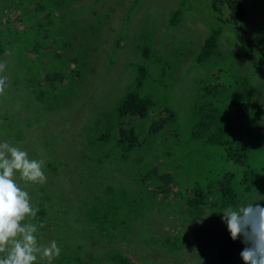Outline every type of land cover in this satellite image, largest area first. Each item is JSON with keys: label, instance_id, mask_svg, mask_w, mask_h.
I'll return each mask as SVG.
<instances>
[{"label": "rangeland", "instance_id": "374dc122", "mask_svg": "<svg viewBox=\"0 0 264 264\" xmlns=\"http://www.w3.org/2000/svg\"><path fill=\"white\" fill-rule=\"evenodd\" d=\"M7 1L9 8H20L15 5L18 0ZM24 1L29 4L28 8H36L31 0ZM60 1L61 12L67 14L63 19L62 34L69 46L63 52L51 48L44 41L39 42L34 53L25 54L34 61L30 65L32 69L23 71L24 79H21L37 83L48 73H63V68L59 65L61 59L58 57L62 56L66 58L63 61H66L73 55L76 61L69 62L67 66L72 69V74L65 78L67 90L62 93L58 91L59 87L56 89V98L62 107L57 108L52 115L48 112L44 115L38 113L34 118L25 117L29 112L26 107L20 121L3 125L0 120V142L7 141L26 151L30 159H39L30 157L32 155H39L41 159L48 156L57 163L56 171L45 173L47 181L42 185L45 191L48 192L55 186L56 178L58 182L59 175L55 178V172L59 173L64 169L72 173V190L54 198L57 202L65 201L62 207L66 216L61 215L58 209H53V206L50 208V215L46 216L45 228L49 229L47 231L50 234L55 233L54 229L67 230L66 236L68 233L74 234L73 239L68 242L71 246L79 240H85L76 235L86 234L90 230L87 222L83 226L84 221L81 220L82 217L85 218L82 213L86 208L81 197L83 193L88 195L91 191H99L102 196L108 192L109 195H105L111 196L118 205L129 194L130 214L139 205V196H144L141 204L148 202V205L143 209L141 217L148 216V222L160 217L168 219L169 205L157 200V191H150L152 185H157L161 191L162 184L156 180L165 172L176 175L177 179L172 182L188 183L183 169H175V166H189L197 176L195 183H189L206 191L208 183L204 178V171L235 169L239 171L238 174L241 173L236 162L232 169L230 162L226 160L229 158L220 156L222 151H238L243 145H248L249 151H253L264 145V66L256 72L253 68L258 56L256 47L247 48L244 42L239 43L236 38L239 34L241 38L247 37L256 43L260 46L258 48H263L264 0H242L245 16L238 27L226 22L227 9L220 0ZM2 4L3 0H0L1 7ZM177 10L179 14L176 13ZM2 13L5 11L0 9V23L3 22ZM70 21L71 25L65 28V23ZM215 28L220 30L215 52L203 64L198 63L196 56L200 46ZM7 50L12 54L3 64L10 65L13 61L15 65H21L17 68L26 65L25 61L19 63L22 58L20 52L14 48ZM61 52L63 53L60 55ZM223 56L226 60L222 63ZM138 64L144 66L147 75L141 86L135 88L139 97L152 107L143 119V126L136 127L133 122H123L122 132L118 136V125L113 124L117 119V100L132 86ZM220 70L231 75L220 78ZM4 72H8L7 68ZM4 72L0 71V77H4ZM41 83L44 85L45 82ZM14 86L19 88L20 81H16ZM15 87L21 93L10 92L8 97L0 95V118L4 113L12 117L10 110L13 107L35 100L32 93ZM232 92H240L233 98H242L251 103L236 107L234 100L228 97ZM205 100L213 104L208 110L209 122L202 120V113L205 111L195 107L204 104ZM163 112L167 117L164 126L154 134L147 133L149 123L162 117ZM128 127H132L134 132L129 134ZM15 133L18 134L19 145L14 138ZM224 135L221 142L220 137ZM208 137L215 138L211 141ZM133 143L137 144L132 145ZM68 151L76 156L67 155L65 152ZM86 154L89 157L85 161L90 168H96L97 174L78 181V161ZM261 156L253 157L259 165L262 164ZM96 159L100 165L93 164ZM248 164L256 170L259 168L250 163V159ZM136 176L138 180L145 176L152 177L139 185L135 181ZM255 179L252 184L247 180V185H251L244 193V202L264 199V176ZM237 188L240 192L245 189L241 184H237ZM215 189L210 191L214 193ZM175 195L179 197L178 193ZM238 204L208 208L202 217L196 219L201 212L198 215L196 213L185 225L181 224L183 227L168 229L180 228V236H165L176 233L167 232L164 224L160 229L162 221L156 220L151 227L154 229L152 232L157 231L153 236L152 232L138 235L139 238L147 239L148 242L145 243L139 238H126L120 242L115 240L109 228L105 229L106 234L95 229L98 234L96 244L88 246L84 243L82 249L88 246L85 248L87 253H98L103 249L107 253L117 250L115 253L123 255L126 251L135 256L132 248L137 252L144 249L152 258L161 259L160 263L147 258L141 259L142 264H243L239 255L242 244L236 254L232 250L227 261H217L219 255L221 257L218 249L222 248L223 239L230 240L226 224L221 225L222 213L219 212ZM206 215L208 216L203 218ZM183 217L181 213L180 219ZM44 233L43 238L38 239L40 244L53 236ZM164 239L167 240L166 243H162ZM177 248L180 249L178 253L175 251ZM40 262L41 259L37 263Z\"/></svg>", "mask_w": 264, "mask_h": 264}, {"label": "trees", "instance_id": "16d2710c", "mask_svg": "<svg viewBox=\"0 0 264 264\" xmlns=\"http://www.w3.org/2000/svg\"><path fill=\"white\" fill-rule=\"evenodd\" d=\"M31 2L36 5L35 9L28 8L29 4L25 3L24 0H18V4H15L20 8H9L10 4L7 0H3V7L0 6V9L2 11H5V13H2L4 14L1 20L3 22L0 23V63L3 64L4 60L12 54L11 52L8 53L7 49L9 48H14L16 51L21 53L22 58L21 60H19L20 64L21 61H25L26 63V65L21 68H17L21 65L17 66L13 61L10 62V65L4 64V69L7 68L8 71L4 72L3 70V76L6 79V88L4 91L5 97H8L10 95V92H18V94L21 93L14 89L15 82L20 81V87L15 88L26 90L29 94L32 93L35 98V100L29 104H20L16 107H13L10 110L12 117L10 115L8 117L4 113L2 118H0L1 124L3 125H5L7 122L10 123L23 119L22 117L24 116L26 107L29 108V112L25 116L28 118H34V116L38 113H43L44 115L48 112L50 115H52L57 108H61L62 105L56 98V89L59 87L58 91L60 90L62 93L67 90L68 83L67 81H65V78L68 77V75L72 74V69H68L67 66L69 62L76 61V58L73 55L71 56L72 58H70V60L66 61H63L66 58L59 56L58 58L61 59L59 60V65L62 66L63 73H48L44 77H41L40 82L37 83H32L29 81L26 82L23 80V71L31 70L32 68H30V65L33 63L32 61H34L33 58L30 59V57L26 56L25 54L27 52L34 53L35 47L39 42L44 41L51 48H54L56 50L59 49V51L63 52L66 51L69 46L68 41L63 39L64 34H62L63 19L67 17L66 13L63 14L61 12L60 8L62 7V2L60 0H44L43 3L40 0H31ZM220 3L224 4L227 9V17L225 18L226 22H230L235 27H238L241 20L245 16V7L243 1L220 0ZM212 6L213 8H215V5ZM176 13L179 14L178 10L176 11ZM70 25L71 21L66 22L65 28H68ZM7 31L14 34L15 37L13 38L12 35ZM219 31V28L212 29L210 33L205 37L196 56V61H198V63L203 64L204 62L209 60L211 56H213L217 45L216 41ZM240 31L242 33L241 28ZM236 38L239 43L244 42L247 48L253 46L256 47L255 49L258 52V56L254 61L255 67L253 68L256 72H258L260 67L264 66V46L263 48H258L260 46L256 45V43L251 40H248L247 37L241 38L239 34L236 35ZM63 52H61L60 55ZM221 60L222 63L225 62V56H223ZM135 70L136 77L133 81L132 86L126 89L122 94V97L117 100V119L113 124L118 125V136L122 132L121 123L123 124V122H133L136 127L143 126V119L147 115L149 109L152 107V105L150 106V103L139 97V94L137 92V88H139L143 83V79H145L147 72L145 71L144 66H141L140 64L135 67ZM230 75L231 73L227 74L222 70L219 71L220 78H223V76L229 77ZM43 81L45 82L44 85H42L41 83ZM211 90H214V88ZM225 91L227 92L226 89ZM239 93L240 92H232L230 96H228L231 100H234L233 104L236 107L239 105H246V103H251L247 100H243L242 98H233V96H237ZM1 101L2 99L0 97V106H2ZM212 105V102L205 100L204 104H199L195 106L205 111L204 114L202 113L203 121H210V117L208 118L207 116L209 114L208 110L212 107ZM164 113L165 112H163L162 115ZM166 119L167 117H165L164 115L162 117H158L157 119H153L147 126L146 132L149 134H154L164 126ZM27 126H29V124ZM128 132L129 134H131L134 132V129L132 127H128ZM224 137L225 135L220 137L221 142H223L222 139ZM14 138L15 140H17V144L19 145L20 140H18V134H16ZM214 138L215 137L209 139L212 141V139ZM11 141L14 142L12 139ZM135 144L137 143H133L132 145ZM135 147H137V145ZM65 153L67 155L76 156L75 154H73V152L68 151ZM87 155L89 154H86L85 156L81 157L83 159L78 161L80 163L78 167L79 176L76 178L78 181H83L84 179L92 178L95 174H97L96 168H90L87 162L85 161V158L89 157H87ZM222 155H225L229 158L226 160L230 162L232 169L234 168V162H236L238 164V170H241V173L238 174L239 171H235V169L233 171L224 169H221L220 171H204V178H206L208 183L205 187L206 191H202L196 185L192 186L191 183H189H195L197 176L195 173H193V169H190L189 166L186 167V165L175 166V169L179 167L183 169V171L186 173V178L189 180L188 183L181 184L178 182H172L173 180L177 179L175 177L176 175H172L166 172L161 177H159V180H156L162 184L161 191H159L160 189L159 187H157V185H152L153 188H151L150 191L152 193H155V191H157V200H159V202H161L162 204L166 203L169 205V207L167 208L168 219L160 217V219H155L151 222H148V216L141 217L143 209L148 205V202L141 204V199L144 196L141 197L138 195L139 205H137L130 214L131 203L129 194L125 195V197L121 200V205H118L117 202L113 200L111 196H108V192L105 193L108 195L104 194L103 196L98 193L99 191H91L88 195H85L83 193L81 198L82 203L86 206V208L82 213L85 218L82 217L83 219L81 220L84 221L83 226H85L87 222V227H89L90 230L86 234L81 233L79 235H76V237L79 239H85L82 242L78 239L79 242L77 241L78 243H75L76 246H71V244L68 243L70 240L73 239L74 234L68 233L66 236L67 230L65 229H54L55 233L50 234L47 231L49 229L45 228L46 216L50 215V208H52V206L53 209H58L61 215H65V211L62 207V204L65 201L57 202L58 200L54 201V198L57 195L66 194L70 190H72L71 181L73 179V176L71 171L63 169L59 173L55 172V178L59 175L58 182L56 178L55 186L50 188L48 192L45 191L42 188V185L40 184H27L19 180L18 182L21 184V187L29 193L32 205L35 208L39 209L35 220L32 221L37 224L43 225V227H38V231L36 234L37 239H42L43 235H45L44 232H47L53 236L50 237L49 240H43L42 244H47L50 241L54 240L61 249L60 255L52 261V264H142L140 260L145 258L160 263L161 259L156 260L152 258L151 256H149V254H147V252L144 251V249L140 250V252H137L132 248L133 253L136 254L135 256L126 251H121L124 252V255L121 253H115L117 250H113L112 252L107 253L105 249L100 250V252L98 253H96L95 251L92 253H87L85 248L91 245H95L96 235H98L97 231L99 233L103 232L104 234H106L104 231L107 228L110 229L111 233L115 237V240H118L120 242H123L126 238L130 240H137L140 237H138V235H141L143 233L150 234V232L154 230L151 227L155 224L156 220L162 221L160 229H162V226L164 224L167 232L172 234L176 233L175 235L167 234L165 236H180V228L183 227L188 222V220L194 218L196 213L198 215L201 212L196 218L198 219L203 216V214L208 208H224L227 205L234 206L237 203L244 202V200L246 199L245 194L247 192L248 187L256 180V177L258 178L259 176L260 179L264 176V145L262 147H258L257 149H253V151H249L248 145H243L238 149V151H222L220 153V156ZM258 155H262L261 165H259V162L255 161L253 158L254 156ZM30 157H39V159H41L39 155H32ZM249 159L250 163L259 166L258 170H256L252 166H248L250 165L248 164ZM43 160L45 161L44 172L46 174H49L52 171H56L57 163L53 160V158H48V156H44ZM93 164H99L97 162V159L93 161ZM151 177L152 176H148L147 178L145 176L144 178L141 177L142 179L140 178L138 180L136 176L135 181L136 183H139V185H142L145 183V179H151ZM59 179H62V181H59ZM248 179L251 181L250 185H247ZM237 184H241L243 188L245 187L243 192H240L238 190ZM214 188L216 189L213 193V191L210 190ZM167 190L171 192H166ZM175 193H178L179 197H177ZM75 196L79 197V194L75 193ZM260 202H264V199L260 200ZM119 213H122V215H119ZM181 213L184 217L180 219ZM183 223L184 225H181ZM224 224L225 223L223 222L221 223V225ZM177 226L180 228L168 231L170 227ZM156 232L157 231L152 232L151 236H153V234ZM186 234L187 232L184 235ZM214 234L216 235L215 232ZM227 236L229 239L230 234L227 233ZM114 237L112 238L114 239ZM139 239L143 243L148 242L147 239H144L143 237ZM166 242V239L162 240V243ZM84 243H87L88 246L82 249ZM162 243L160 242V244ZM240 244L241 243L239 240L233 241L232 239H230L228 241L223 239L222 248L220 247L218 249V253H221V257L219 255L217 261H220L222 259L223 261H227L228 256L232 253V250L235 254L239 251L238 248H240ZM179 250L180 249L177 248L175 251H177L178 253ZM39 264H48V262L46 259H41V262Z\"/></svg>", "mask_w": 264, "mask_h": 264}, {"label": "clouds", "instance_id": "9594fccd", "mask_svg": "<svg viewBox=\"0 0 264 264\" xmlns=\"http://www.w3.org/2000/svg\"><path fill=\"white\" fill-rule=\"evenodd\" d=\"M4 68L0 64V71ZM5 88L6 79L0 77V95ZM44 165L43 159H30L26 151L0 142V264H37L40 259L52 264L61 253L54 240L38 242V227L43 225L32 221L39 209L18 182L45 184ZM219 213L230 239L243 245L239 253L243 264H264V202L249 200Z\"/></svg>", "mask_w": 264, "mask_h": 264}]
</instances>
